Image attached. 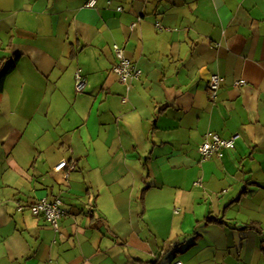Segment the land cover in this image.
<instances>
[{
	"label": "crops",
	"instance_id": "crops-1",
	"mask_svg": "<svg viewBox=\"0 0 264 264\" xmlns=\"http://www.w3.org/2000/svg\"><path fill=\"white\" fill-rule=\"evenodd\" d=\"M86 2L0 0V264H264V0Z\"/></svg>",
	"mask_w": 264,
	"mask_h": 264
},
{
	"label": "built area",
	"instance_id": "built-area-1",
	"mask_svg": "<svg viewBox=\"0 0 264 264\" xmlns=\"http://www.w3.org/2000/svg\"><path fill=\"white\" fill-rule=\"evenodd\" d=\"M98 0H87L84 7L93 8L96 6ZM122 8H119L121 11ZM134 28V25L132 26ZM114 53L116 57V62L113 66V72L118 76L120 82L125 85H129V82L133 79H138L142 70L139 69L131 59L126 55V52L123 48L115 45ZM236 85L242 86L245 85L244 81L238 82ZM88 86L87 78L81 73V70H77L75 73V90L78 94L85 92ZM221 87V78L218 75H213L210 78L208 92L212 100L216 99L218 91ZM123 102L126 103L125 112L129 113L133 111V107L128 104V99L123 98ZM236 137H231L228 139L222 138L217 133H208L204 136L202 144L199 146V153L202 156L203 160L211 158L215 155L220 156L221 152L226 149H233L235 147ZM68 163L66 161L60 162L56 167L55 171L60 172L67 168ZM71 169H75V164L71 166ZM197 189L201 188L200 182L195 183ZM63 200L61 198H54L52 200L48 198H43L34 203L30 207V211L35 216L45 217L54 230H59V224L63 216L65 215V210L63 209ZM181 264V263H178Z\"/></svg>",
	"mask_w": 264,
	"mask_h": 264
},
{
	"label": "trees",
	"instance_id": "trees-1",
	"mask_svg": "<svg viewBox=\"0 0 264 264\" xmlns=\"http://www.w3.org/2000/svg\"><path fill=\"white\" fill-rule=\"evenodd\" d=\"M19 58H20V56H17L14 59V61L0 74V93L3 92L4 85H5V80H6L7 76L12 71H14V69L16 68L17 63L19 61ZM247 229H253V230H259L260 231V229L257 226H254V225L248 226L244 230H247Z\"/></svg>",
	"mask_w": 264,
	"mask_h": 264
}]
</instances>
